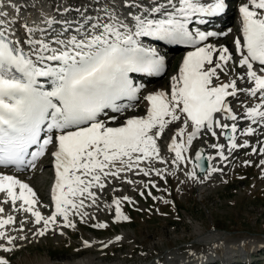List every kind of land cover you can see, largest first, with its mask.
<instances>
[{
    "label": "snow or ice",
    "instance_id": "6c2138e0",
    "mask_svg": "<svg viewBox=\"0 0 264 264\" xmlns=\"http://www.w3.org/2000/svg\"><path fill=\"white\" fill-rule=\"evenodd\" d=\"M228 6V0H122L115 9L105 4L94 8L95 16L75 22L42 16L43 26L22 24L21 36L16 25L24 3L0 0V251L10 253L18 239L26 240L28 224L34 225L33 235L43 237L56 228H76L73 217L94 219L87 209L99 210L98 192L113 180L134 183L128 173L148 177L145 187L156 188L151 176L165 179L166 172L154 165L168 164L158 141L172 126L166 150L174 154L173 166L192 165L185 172L189 179L204 159L203 150L194 158L189 151L205 135L227 141L211 145L222 160L225 147L229 152L250 147L252 154L264 155V140L259 148L237 143V135L264 129V0H245L239 7L235 55L213 44L219 33L207 30ZM168 46L186 51L170 91L143 95L146 112L126 116L145 87L137 81L164 74L161 47ZM230 61L244 74L224 82L221 74L229 76ZM241 93L256 102L238 116L228 98L243 106ZM241 120L247 127H238ZM45 158L54 169L47 215L19 178ZM259 165L264 167V159ZM122 203L135 202L114 196L106 205L114 208L113 222L129 219ZM0 264L10 261L0 258Z\"/></svg>",
    "mask_w": 264,
    "mask_h": 264
},
{
    "label": "rangeland",
    "instance_id": "374dc122",
    "mask_svg": "<svg viewBox=\"0 0 264 264\" xmlns=\"http://www.w3.org/2000/svg\"><path fill=\"white\" fill-rule=\"evenodd\" d=\"M76 1L81 3L83 0H68L71 4H75ZM224 28L223 32L227 36L230 35L224 41H233L232 34L235 31L233 21ZM228 48L232 50L231 47ZM171 52L165 55L167 58L169 57V61L166 63L164 74L155 78L154 81H147V88L168 86L171 83L165 84L180 66L178 63L181 56V52H176V49ZM230 68L229 75H236L238 71H243L241 68L231 67V65ZM222 77H225L223 73L221 74ZM232 102L235 104L238 100L234 99ZM140 103L139 101L134 110L127 113L137 115L143 108ZM258 137H264V130L257 137L252 138L251 142L259 144ZM219 141L220 136L214 138L215 143ZM193 150L194 147L189 151L190 155ZM261 157L260 154H252L250 147L240 153L235 151V155L231 157L235 164L232 163L233 167L232 165L228 166L229 168L225 170V173H222L218 188L211 191L207 199L200 197L196 191V189L199 191L196 183L192 184L191 189V185L189 186L187 183L181 185L178 182L179 178L172 179L166 173L165 179L157 177L155 181L161 187L160 191L154 188H146L145 185L148 182H145L141 191L137 193L130 192L129 196L133 195L130 199L135 203H122L121 206L123 215L129 218L127 221H120L121 224H119L110 221L111 218L108 216L104 220L107 227L103 229L106 231L101 230L99 232L95 226L73 221L77 227L67 228L69 233H72V237L60 235L58 239L47 236L38 238L37 242L32 241L33 244H28L27 249H19L15 252L16 254L13 253L7 259L10 264H17L20 257L24 258L28 254H47V252L53 254L54 258H74L82 249L79 240L94 237L92 240L97 239L96 243L100 247L103 244L108 245L107 247L103 246L100 250L105 258L121 257V264H142L146 260H151V258H156L164 252L171 251L172 247L178 248L184 256L205 250V247L194 243L195 234H193L192 228L198 224L200 228L198 230L201 234H204L203 236H205L204 231L209 232L215 228L223 232L224 236L233 237V240H231L233 243L241 241V238L254 240L257 245L261 246L258 247V251L254 252L255 255L252 256L253 263L251 264H264V169L258 165ZM245 161L250 163L246 165ZM43 163L48 164L47 159L38 162L37 166ZM48 174L41 176L42 179H46L41 185L42 190L40 189L44 194L47 191ZM30 179L33 182L34 177ZM180 187L183 188L182 191ZM149 191L151 195H148ZM141 192L144 195H140ZM161 232L165 239L160 237ZM121 235H125L122 239L123 242L114 241L116 237ZM162 241H164V244ZM156 242L160 244H155V249H153L151 246L154 244L152 243ZM84 252L87 254L89 251L84 250Z\"/></svg>",
    "mask_w": 264,
    "mask_h": 264
},
{
    "label": "bare ground",
    "instance_id": "6f19581e",
    "mask_svg": "<svg viewBox=\"0 0 264 264\" xmlns=\"http://www.w3.org/2000/svg\"><path fill=\"white\" fill-rule=\"evenodd\" d=\"M29 3L32 1L30 6L28 5L27 7L24 6L23 10L19 13L20 20L19 23L16 25V29L18 30V34L23 36V29L21 28V25L24 23L29 24L30 26L33 24H39L40 26H43V20L41 19L42 16L48 17V18H54L57 22L59 19H62V21H69V22H75L79 21L82 16H95L96 11L95 9H99L101 6L105 5L107 2L109 6L113 9L116 8V5L122 4V0H83L81 3L75 2V4H71L68 2V0H28ZM232 7L237 12V18L235 19L236 21L234 22L235 24V31L233 32V41L234 39L238 38V33H239V28H240V16L238 9L239 7L245 2V0H230ZM32 6V7H31ZM31 7V9H30ZM230 7H227V13L223 17L224 21V27L226 26V23L229 19L230 15ZM8 11V8L5 10ZM64 11V12H62ZM62 14L61 17H58L57 14ZM11 15V13H10ZM103 15V13H101ZM56 25L60 26L59 23ZM223 31V30H221ZM221 34V33H220ZM223 36H217L214 44L217 46H225L229 47L233 41H224L226 37L230 36L223 32ZM213 39V38H212ZM211 39V41H212ZM234 49V45H233ZM182 52V49H179L176 52ZM169 61V57L166 59V63ZM182 63V61H181ZM231 61L229 62V66L231 65ZM179 68V67H178ZM178 68L175 72L174 75L177 74ZM239 75H243V71L240 72L238 71ZM236 74V75H237ZM236 75L230 74L229 77H222V80L224 82H227L228 79L235 78ZM240 84L241 88L246 87V85L243 83V81H238ZM154 89V88H153ZM152 90V89H151ZM169 92V91H168ZM145 95V94H143ZM142 95V96H143ZM141 96V99H142ZM229 101L231 102V107L233 108L234 112L240 116L242 115V109L245 106H249L251 104H254L256 101L254 99H251L247 96H245L243 93L239 95V100L245 101V104L242 106L239 104V102H236L235 104L232 102L234 98L229 97ZM143 100V99H142ZM144 103L146 101L143 100ZM134 110V108L130 109L129 111ZM146 112V105L144 104L143 108L138 112L139 115H142ZM127 113V112H126ZM125 113V114H126ZM133 113H131L132 115ZM228 123H232L229 121ZM238 127L240 129H243L247 127V123L245 120H241L239 123ZM264 129H260L257 131L255 135L252 136H240L237 135V143H244L247 141L252 147H260V144L253 143L251 142L252 138L257 137L261 131ZM175 131V126H172L171 130H166V134L164 138L161 141H158V143L161 145V154L164 157L165 160L168 161V164H159L155 163V167L164 169L167 174L171 176L172 179L179 178L178 182L182 185L183 183H187L190 188L193 187L192 184H197V187H199V191L196 189L198 194L200 195L201 198L207 199L209 196V193L211 191H214L218 188L219 181L222 177V173H225V170H227L231 166L233 161L231 160V157L235 155V151L237 153H240L242 151H245L246 148H238L236 150H232L229 152L227 147H225L224 155L226 159L222 160L220 159L218 153L216 152L215 149L211 147L212 144H215L214 138L209 135H205L202 138H198L193 141V146L195 148H198L200 150H203V155L206 160V169L201 175L195 176V179H189L187 178L185 172L187 170H191L192 166L190 164H181L179 167L173 166L171 164V161L174 157L173 153H169L166 150V144L170 142V137L174 135ZM190 131V129H189ZM219 129H217V132L219 133ZM169 133V135H167ZM167 136V137H166ZM241 137V138H240ZM264 140V137L261 139ZM218 143L220 144H227V141H219ZM190 149V151L192 150ZM252 153V152H251ZM190 155V154H189ZM261 159H264V155H262ZM260 159V160H261ZM235 161V160H234ZM238 161V160H237ZM239 162V161H238ZM237 163V162H236ZM235 164V163H233ZM239 164V163H238ZM237 165V164H236ZM259 165V163H258ZM48 166L49 164L43 163L40 166H36L35 169H32L30 173L26 172L23 175H20L23 179L25 177H29L33 179V182L31 183L30 187L34 190V192L37 194V199L42 202L43 205L46 207L42 210V214L47 215L49 214L51 210V204L50 200L48 199V196L46 194V199L43 202L42 197L44 196V193L41 191V185L46 181V179H42L41 176L45 175L48 173ZM233 167V165H232ZM261 167V166H260ZM212 169V171H209V169ZM236 168V167H235ZM264 169V167H261ZM239 170V169H237ZM236 170V171H237ZM175 173V174H173ZM123 179V177H122ZM127 179H130L134 181V183H122L121 180H113L111 184H109L102 192H98L99 195V210L96 208H89L87 209L91 216L94 217V219H89L87 222H80L81 224H88L90 226H94L96 224L100 223H105V218L110 216V221H114V208H108L106 205L110 204L111 199L116 196H128L132 198L133 195L130 192H135L137 193L138 191L142 190L143 184L145 182H148L149 178L144 177V176H137L135 173H128ZM157 179V176L153 174L151 176V180L155 182ZM29 184V183H28ZM157 185V184H156ZM48 188V186H47ZM113 188L117 189V191H113ZM41 189V190H40ZM157 191L161 190V187L157 185L156 188H154ZM183 188L180 187V190L182 191ZM192 189V188H191ZM122 206V205H121ZM39 208L40 205H37ZM15 215V213H13ZM73 221H77L79 223V217H73ZM121 224V222H118ZM97 228V227H95ZM34 229V225L28 224L27 225V234L28 238L26 240H17L15 248L12 252L10 253H4L0 251V258H9L10 255H13L17 250L19 249H27L28 244H33L32 241H36L38 238H41V236H35L32 234V231ZM193 234H195V244H199L203 247H205V250L199 251L198 253H189L186 254L185 256L182 254L181 251H179L178 248L172 247V250L169 252H164V254L157 256L156 258H151V260H146L142 264H195L200 262L199 264H229L227 263L228 261H232V259L242 260L239 262L243 261H248L249 264L253 263V257L255 255V251H258L261 245H257L254 240L248 239V238H241V241L237 243H233L231 240H233V237L223 234V232H220L218 229L213 228V230H210L209 232H203L204 234H201L199 232L200 228L197 225L193 226ZM199 229V230H198ZM215 229V230H214ZM98 232L103 230L106 231L105 229H100L97 228ZM93 232V231H91ZM222 233V234H219ZM22 233L18 232H12L11 235H21ZM209 234V235H207ZM61 236L64 237H72V233H69L67 228H56L55 231H49L46 233L43 237H55L59 238ZM160 237L164 238V235L162 236V232L159 234ZM220 235V236H219ZM125 235L119 236L121 239L119 242H123L122 239L124 238ZM217 236V237H216ZM167 237V235H166ZM94 238V237H93ZM93 238H88V239H80L79 243L81 242L82 244V249L80 250L81 255L75 257L73 260L72 257L68 259H60V258H54L53 254L47 252V254H42L38 253V255H26V257H20L17 260V264H119L121 257L120 258H105L102 254V247L105 245L103 244L102 247H100L96 240H92ZM82 240V241H81ZM92 240L91 242H88ZM161 241V239L159 238ZM87 241L91 246L90 247H85L84 242ZM117 241V240H114ZM168 241V240H167ZM118 242V244H119ZM164 244V241H162ZM161 242V244H162ZM2 243V241H0ZM121 244V243H120ZM151 247L155 249V244H160L159 242L157 243H152ZM123 245V244H121ZM252 250H251V249ZM84 250L89 251L87 254L84 252ZM100 252V253H98ZM240 253V254H239ZM253 253V254H252ZM16 254V253H15ZM234 255V256H233ZM237 262V264L239 263ZM233 263V261L231 262Z\"/></svg>",
    "mask_w": 264,
    "mask_h": 264
},
{
    "label": "water",
    "instance_id": "95a60500",
    "mask_svg": "<svg viewBox=\"0 0 264 264\" xmlns=\"http://www.w3.org/2000/svg\"><path fill=\"white\" fill-rule=\"evenodd\" d=\"M196 151H201V150L198 149V148H195V149L193 150V153H192L190 156L194 158V156H195V152H196ZM203 156H204V155H203ZM200 164H201V167L195 169V173H196L197 175H201V174L204 172V170L206 169V164H207V163H206L205 157H204V159L201 160ZM191 166H192V165H191Z\"/></svg>",
    "mask_w": 264,
    "mask_h": 264
}]
</instances>
